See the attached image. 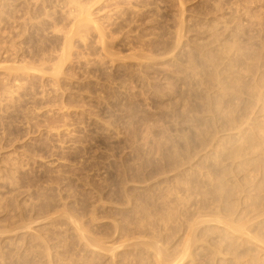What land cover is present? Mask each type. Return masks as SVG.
<instances>
[{
	"label": "rangeland",
	"instance_id": "rangeland-1",
	"mask_svg": "<svg viewBox=\"0 0 264 264\" xmlns=\"http://www.w3.org/2000/svg\"><path fill=\"white\" fill-rule=\"evenodd\" d=\"M0 164V264H264V0H0Z\"/></svg>",
	"mask_w": 264,
	"mask_h": 264
},
{
	"label": "bare ground",
	"instance_id": "bare-ground-1",
	"mask_svg": "<svg viewBox=\"0 0 264 264\" xmlns=\"http://www.w3.org/2000/svg\"><path fill=\"white\" fill-rule=\"evenodd\" d=\"M24 153H25V152H24ZM25 155H26V154H25ZM5 157H6V156H5ZM9 157H10V156H9ZM22 157H23V156H22ZM22 157H21V158H22ZM32 157H33V156H32ZM13 158H14V157H13ZM17 158H19V157H17ZM7 159H8V158H7ZM7 159H5L4 162H6ZM10 159H12V158H10ZM19 159H20V158H19ZM27 159H28V158H27ZM1 160H2V158H1ZM33 160H34V159H33ZM9 161H10V162H7V163H9V165H10V163L14 162V161H12V160H9ZM11 161H12V162H11ZM15 161H16V160H15ZM23 161H25V160H23ZM27 161H28V160H27ZM27 161H26V162H27ZM19 162H20V161H19ZM7 163H6V164H7ZM16 163H17V162H16ZM16 163H15V164L12 163V164H13V165H16ZM24 163H25V162H24ZM2 164H3V162H2ZM12 164H11V165H12ZM26 164H27V163H26ZM0 165H1V164H0ZM21 165H22V164H21ZM1 166H2V165H1ZM3 166H4V165H3ZM16 166H17V165H16ZM4 167L6 168V166H4ZM23 167H24V166H23ZM23 167H22V168H23ZM7 168H10V167L8 166ZM12 168H14V167L11 166V169H12ZM17 168L20 169L19 167H17ZM0 170H1V169H0ZM7 170H8V169H7ZM16 170H17V169L15 168V171L13 172V174H15ZM3 171H4V170L2 169V170H1V173H3ZM12 171H13V170H10V172H12ZM41 171H42V170H41ZM10 172H8V173H10ZM23 172H24V171H23ZM28 173H29V172H28ZM49 173H50V172H49ZM4 174H6V171H5ZM10 174H11V173H10ZM10 174H8V176H10ZM13 174H11L12 176H10V177H13ZM0 175H2V174H0ZM6 176H7V174H6L3 178H6ZM8 176H7V178H8ZM15 176H16V175H14V177H15ZM49 176H50V175H49ZM14 177H13V179H14ZM7 178H6V179H7ZM16 178H17V177H16ZM11 179H12V178H11ZM17 179H19V178H17ZM70 179H71V178H70ZM1 180H2V183H0V184H3V183H6V182H9V179H8V181L5 180L6 182H5V181L3 182V179H0V181H1ZM19 180H20V179H19ZM15 181H16V180H15ZM15 181H14V182H15ZM63 181H64V180H63ZM18 182H19V181H18ZM18 182H15V183H18ZM9 183H10V184H13V183H11V181H10ZM9 183H8V184H9ZM20 183H21V182H20ZM20 183H19V184H20ZM48 183H49V182H48ZM48 183H47V184H48ZM8 184H6V185H8ZM14 185H15V184H14ZM16 185H17V184H16ZM51 185H52V184H51ZM67 185H68V184H67ZM0 186H2V185H0ZM8 186H11V185H8ZM18 186H19V185H17L16 187H17V188H20V186H19V187H18ZM57 186H58V185H57ZM57 186H56V187H57ZM56 187H55V188H56ZM1 189H3V188H1ZM1 189H0V191H1ZM28 189H29V188H28ZM45 189H46V187H45ZM9 190H10V189H9ZM56 190H57V189H56ZM3 191H5V190H3ZM3 191H2V193H3ZM6 191H7V190H6ZM23 191H24V190H23ZM38 191H39V190H38ZM2 193H1V194H2ZM6 193H7V192H6ZM28 194H29V193H28ZM28 194H27V195H28ZM3 195H4V194H3ZM5 196H7V195H4V197H5ZM10 196L12 197V194H11ZM13 196H15V195L13 194ZM43 196H44V195H43ZM4 197L2 196L3 199L0 198V200L2 199V200H1L2 203H4V202H6V203H10V201H11V203L14 202V201H12V200H14V199H12V198H11L12 200H8L9 202L5 201L6 198H9V197H6V198H4ZM59 197H60V196H59ZM47 198H48V197H47ZM24 199H25V197H24ZM35 199H36V198H35ZM40 199H41V198H40ZM42 199H43V198H42ZM3 200H4V202H3ZM15 201H16V200H15ZM50 201H51V200H50ZM65 201H66V200H65ZM61 202H63V201H61ZM0 203H1V202H0ZM17 203H18V202H17ZM17 203L15 202L16 205H17ZM28 203H29V202H28ZM64 203H65V202H64ZM15 204H13V205L15 206ZM26 204H27V203H26ZM0 205H1V204H0ZM2 205H3V204H2ZM2 205H1V206H2ZM5 205H6V204H5ZM13 205H11V204H10V205L7 204V207H9V206H12V207H13ZM33 205H34V204H33ZM64 205H65V204H64ZM3 206H4V205H3ZM3 206H2V207H3ZM20 206L23 207V208L25 207V206H22V205H20ZM47 206H48V205H47ZM50 206H51V205H50ZM65 206H66V205H65ZM4 207H5V206H4ZM12 207H11V208H12ZM11 208H10V209H11ZM15 208H19V206H16ZM15 208H13V209H15ZM0 209H1L0 211L3 210L1 207H0ZM20 209H21V208H20ZM53 209H54V208H53ZM55 209H57V208H55ZM59 209H60V208H59ZM92 209H93V208H92ZM6 210H7V209H6ZM11 210H12V209H11ZM11 210H10V213H11V214H10V213L8 214L10 217H11V215H12ZM24 210H26V209H24ZM63 210H65V209L63 208ZM67 210H69V209H67ZM13 211H14V212H17L18 210L16 209V210H13ZM19 211H20V210H19ZM34 211H35V210H34ZM61 211H62V208H61ZM70 211H71V210H70ZM93 211H95V210H93ZM2 212L4 213V211H2ZM21 212H23V211H21ZM49 212H50V211H49ZM78 212H79V211H78ZM90 212H91V211H90ZM17 213L19 214L20 212H17ZM23 213H24V212H23ZM26 213H29V212H26ZM26 213H24V214H26ZM65 213H66V212H65ZM95 213H96V212H95ZM1 214H2V213H1ZM1 214H0V215H1ZM6 214H7V213H6ZM14 214H15V213H14ZM52 214H53V213H52ZM52 214H51V216H52ZM68 214H69V213H68ZM71 214H72V213H71ZM92 214H93V213H92ZM4 215H5V214H4ZM27 215H29V214H27ZM49 215H50V214H49ZM57 215H58V214H57ZM57 215H56V216H57ZM65 215H67V213H66ZM75 215H76V214H75ZM5 216H7V215H5ZM9 216H7V217H9ZM15 216H17V215H15ZM20 216H23V215H22V214H19V217H20ZM25 216H26V215H25ZM29 216H30V215H29ZM29 216H28V217H25L24 219L20 217V218H21V219L19 220L20 223L22 222L21 220L26 221L25 219L29 218ZM60 216H61V215H60ZM62 216H64V215H62ZM13 217H14V215H13ZM67 217H68V216H67ZM73 217H74V215H73ZM2 218H3V217H2ZM2 218H1V220H2ZM32 218H33V217H32ZM47 218H49V216H47ZM47 218L45 217V219H47ZM50 218H51V217H50ZM53 218H54V217H53ZM62 218H63V217H62ZM62 218H61V219H62ZM68 218H71V217H68ZM74 218H75V217H74ZM91 218H92V215H91ZM95 218H96V217H95ZM10 219H11V218H10ZM10 219H9V220H10ZM17 219H18V218H17ZM45 219H44V220H45ZM61 219H60V220H61ZM71 219L73 220V218H71ZM76 219H77V218H76ZM29 220L31 221L32 219H28V221H29ZM49 220H50V219H49ZM72 220L69 219L68 222L70 223V221H71V225L73 224L72 226H74V225L76 224V225L74 226L75 231L78 230V229H80V228H77L78 226H77L76 221H77L78 219H77L76 221H75V219H74L75 222H73ZM79 220H80V219H79ZM93 220H94V219H93ZM11 221H12V220H10V223H11ZM13 221H17V220H15V217H14V220H13ZM13 221H12V223H13ZM33 221H35V220H33ZM33 221H31V222H33ZM90 221H91V220H90ZM1 222H4V223L6 222V223H8V219H7V221H1ZM37 222H38V221H37ZM40 222H41V219H40ZM72 222H73V223H72ZM79 222H80V221H79ZM79 222H78V224H79ZM6 223H5V224H6ZM12 223H11V225H12ZM20 223H19V224H20ZM25 223H26V222H24V224H25ZM28 223H29V222H27L26 225H27ZM35 223H36V221H35ZM83 223H84V222H83ZM83 223H82V224H83ZM90 223H91V222H90ZM0 224H3V223H0ZM5 224H3V225H5ZM8 224H9V223H8ZM21 224L24 225L23 222H22ZM29 224H30V223H29ZM32 224H33V223H32ZM32 224H31V225H32ZM44 224H45V223H44ZM13 225H15V224H13ZM26 225H25V228H22V226H19L18 229H21V228H22L23 230H21V232H22V231H24V233H25L26 231L28 232V230H29L28 227H27L28 225H27V226H26ZM8 226H9V225H8ZM15 226H18L17 222H16V225H15ZM55 226H56V225H55ZM76 226H77V227H76ZM23 227H24V226H23ZM26 227H27V228H26ZM29 227H30V226H29ZM32 227H33V226H32ZM35 227H36V226H35ZM48 227H49V226H48ZM81 227H82V225H81ZM3 228H4V229H3ZM5 228H7V227H5V226L0 227V230L3 229V230L1 231V233H2L1 235H2V236H3V235H6V237H7V235H9V234L12 235V232H13L15 229H17V228L14 229V227L12 226V227H10V228H13L14 230H13V229H6V230H8V231L10 230V233L8 232L7 234H6V233L4 234L3 231L6 232ZM36 228H37V227H36ZM42 228H43V226H42ZM76 228H77V229H76ZM82 228H83V227H82ZM84 228H85V227H84ZM84 228H83V229H84ZM87 228H88V227H87ZM24 229H27V230H24ZM72 229H73V228H72ZM83 229H81V230H83ZM11 230H13V231H11ZM30 230L33 231L34 228H33V229L30 228ZM81 230H80V231H81ZM84 230H85V229H84ZM84 230H83V231H84ZM15 231H16V230H15ZM18 231H19V230H18ZM78 231H79V230H78ZM84 232H85V231H84ZM84 232H82V233H84ZM16 233H18V232H14V234H16ZM30 233H32V235H35V236L38 235V234H37V235H36V234H33V232H30ZM30 233H29V235H27V237H28V236L31 237ZM73 233H74V232H73ZM76 233H77V231H76ZM78 233H79V232H78ZM86 233H87V232H86ZM19 234H20V233H19ZM22 234H23V233H22ZM25 234H27V233H25ZM25 234H24V235H25ZM79 234H80V233H79ZM84 234H85V233H84ZM16 235H17V234H16ZM45 235H46V234H45ZM88 235H89V234H88ZM14 236H15V235H14ZM77 236H79V235H77ZM80 236L82 237V235H80ZM3 237H4V236H3ZM16 237H18V236H16ZM33 237H34V236H33ZM37 237H39V236H37ZM88 237H89V236H88ZM94 237H95V236H94ZM0 238H1V237H0ZM12 238H13V237H12ZM24 238H25V237H24ZM35 238H36V237H34V240H36L38 243L41 242V240L43 239V238H42L40 241H38L40 238H39V239H37V238L35 239ZM79 238H80V237H79ZM79 238H77V239H79ZM83 238H86L85 235L83 236ZM89 238H90V237H89ZM2 239H3V238H2ZM16 239H17V241H19L21 238H19V240H18V238H16ZM28 239H29V237H28ZM31 239H32V238H31ZM80 239H81V238H80ZM90 239H91V238H90ZM94 239H95V238H94ZM21 240H22V239H21ZM21 240H20V241H21ZM25 240H27V239H25ZM84 240H86V239H84ZM88 240H89V239H88ZM12 241H13V240H12ZM12 241H11V242H12ZM15 241H16V240H15ZM15 241H14V242H15ZM28 241H30V240H28ZM9 242H10V241H9ZM14 242H13V243H14ZM23 242H24V241H23ZM26 242H27V241H26ZM26 242H24V243H26ZM34 242H35V241H34ZM34 242H32V243L34 244ZM43 242H44V239H43ZM43 242H41L40 244H42ZM45 242H46V241H45ZM45 242H44V243H45ZM28 243H29V242H28ZM44 243H43V245L46 246L47 244L45 245ZM97 243H98V242H97ZM18 244H19V243H18ZM33 244H31V245H33ZM86 244H87V243H86ZM93 244H94V243H93ZM93 244H92V245H93ZM1 245H3V244H1ZM13 245H14V244H13ZM19 245H20V244H19ZM19 245H17V242H16V246H19ZM24 245H30V244H24ZM38 245H39V244H38ZM5 246H7V245H5ZM9 246H10V245H8V247H9ZM16 246H15V249H16V248L18 249V247H16ZM22 246H23V244H22L21 246H19V250H21L20 248H21ZM34 246H35V245H34ZM65 246H68V245L65 244ZM89 246H90V245H89ZM89 246H88V247H89ZM36 247H37V246H36ZM36 247H35V248H36ZM38 247H40V246H38ZM62 247H64V246H62ZM69 247H70V246H69ZM116 247H117V246H116ZM1 248H2V246H1ZM4 248H6V247H4ZM12 248H14V247H12ZM23 248L26 249V247H23ZM29 248H31V246H29ZM33 248H34V247H33ZM44 248H45V247H44ZM44 248H42V250H43ZM46 248H47L46 251L43 250L44 253L47 252V251H50V250H48V246H46ZM90 248H91V246H90ZM92 248H93V247H92ZM95 248H96V247H94V249H95ZM15 249H13V250H15ZM17 249H16V250H17ZM27 249H28V246H27ZM37 249H38V248H37ZM37 249H36V250H37ZM49 249H50V246H49ZM65 249H67V248H65ZM94 249H91V250H94ZM104 249H105V247H104ZM0 250H1V249H0ZM2 250H3V249H2ZM2 250H1V252L4 253V251H2ZM9 250H11V249H9ZM13 250L10 251V252H13ZM28 250L30 251V249H28ZM33 250H34V249H33ZM36 250H34V251H36ZM38 250H39V249H38ZM38 250H37V251H38ZM112 250H113V249H112ZM5 251H6V249H5ZM25 251H26V250H25ZM29 251H28V252H29ZM34 251H33V252H34ZM37 251H36V252H37ZM110 251H111V250H110ZM1 252H0V253H1ZM8 252H9V251H8ZM8 252H6V253L8 254ZM39 252L41 253L42 251L40 250ZM63 252L65 253L66 250L63 251ZM70 252H71V251H70ZM25 253H27V252H25ZM37 253H38V252H37ZM68 253H69V252H68ZM157 253H158V252H157ZM157 253H156V255H157ZM185 253H186V252H185ZM4 254H5V253H4ZM9 254H10V255H5V256H6V257H8V256L10 257V256H11V258H10L11 260H10V261H12V259H13L12 254H13V253H9ZM22 254H23V253H22ZM27 254H30V252L27 253ZM34 254H35V253H34ZM41 254H42V253H41ZM45 254H46V253H45ZM48 254H50V253H48ZM48 254H47V256L44 255L45 258L47 257L46 259H48V256H50V255H48ZM65 254H66V253H65ZM181 254L185 255L184 253H181ZM0 255H3V254H0ZM13 255H14V254H13ZM15 255H16V253H15ZM15 255H14V256H15ZM17 255H18V254H17ZM17 255H16V256H17ZM66 255L68 256V254H66ZM69 255H70V253H69ZM18 256L20 257V256H22V255L20 254V255H18ZM36 256H37V255H36ZM42 256H43V255H42ZM1 257H3V256H1ZM6 257H5V258H6ZM22 257L24 258V256H22ZM22 257H21L20 260H24V259H22ZM33 257H34V256H33ZM183 257H184V256H183ZM5 258H4V259H5ZM36 258H37V257H36ZM39 258H40V256H39ZM39 258H38V260L40 261L41 259H39ZM41 258H42V257H41ZM45 258H43V259H45ZM156 258H157V257H156ZM179 258L182 259V255H180V256L178 257V259H179ZM178 259H176V260H178ZM0 260L2 261L3 259H0ZM5 260H8V258H6ZM17 260H19V258H18ZM49 260H50V259H49ZM86 260H87V261H86L87 264H88V262H91L90 259H89V261H88V259H86ZM91 260H92V259H91ZM10 261H8L6 264H8V263H9V264H12V263H10ZM39 261H38V262H39ZM41 261H42V260H41ZM46 261H47V260H46ZM46 261H45V262H46ZM182 261H183V260H182ZM3 262H5V261L3 260ZM16 262H17V261H16ZM20 262H21V261H20ZM23 262H24V261H22V263H23ZM43 262H44V261H43ZM45 262H44L43 264H45ZM95 262L98 264L97 261H94V263H93V262H92V263H93V264H96ZM175 262H176V261H175ZM178 262H179V260H178ZM0 263H1V262H0ZM18 263H19V262H18ZM18 263H13V264H18ZM49 263H51V261L48 262V264H49ZM92 263H90V264H92ZM176 263H177V262H176ZM176 263H175V264H176ZM40 264H42V263H40ZM82 264H83V262H82Z\"/></svg>",
	"mask_w": 264,
	"mask_h": 264
}]
</instances>
